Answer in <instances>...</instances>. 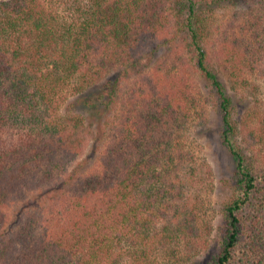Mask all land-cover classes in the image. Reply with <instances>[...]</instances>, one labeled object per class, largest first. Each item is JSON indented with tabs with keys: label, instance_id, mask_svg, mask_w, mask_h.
Instances as JSON below:
<instances>
[{
	"label": "trees",
	"instance_id": "trees-1",
	"mask_svg": "<svg viewBox=\"0 0 264 264\" xmlns=\"http://www.w3.org/2000/svg\"><path fill=\"white\" fill-rule=\"evenodd\" d=\"M239 1L0 0V131H19L14 143L0 141V264H151L192 232L169 198L182 197L174 188L192 154L181 128L197 97L165 59L127 89L97 162L70 169L85 116L61 113L63 102L114 111L122 83L160 50L174 64L187 55L208 83L234 162L219 248L207 264H264V151L238 144L233 97L206 46L209 12ZM253 23V42L225 59L234 88L264 76V26ZM247 134L254 146L264 142Z\"/></svg>",
	"mask_w": 264,
	"mask_h": 264
},
{
	"label": "rangeland",
	"instance_id": "rangeland-1",
	"mask_svg": "<svg viewBox=\"0 0 264 264\" xmlns=\"http://www.w3.org/2000/svg\"><path fill=\"white\" fill-rule=\"evenodd\" d=\"M209 20L211 26L206 46L212 66L220 71L233 97V114L238 122L236 140L246 153L253 151L263 155L264 142L254 146V138L248 137L247 133L252 129L258 136H264L260 130V122L264 119V76L251 75L234 88L224 76V64L234 50L240 51L253 42V36H250L253 22L264 26V0H241L235 5L214 6L209 12ZM184 57L185 63L174 64L165 58L162 50L156 51L152 61L139 69L141 72L135 71L129 80L122 83L119 103L114 111L96 110L80 101L70 103L72 96L63 102L60 109L63 114L80 112L85 116L84 126L76 133L82 138L83 149L70 166V169L79 168L81 171L97 162L111 134L114 114L124 109L126 91L132 82L138 83L142 76L152 73L162 59L166 61L165 67L175 66L178 82L185 76L189 78L197 103L189 119L182 123L181 136L183 151L192 157L186 156L177 173L179 181L175 184L174 194L181 188L182 197L175 196L169 200H174L180 220H191L192 232L186 229L180 239L169 244L167 252L165 249L156 252L151 264H207L219 248L224 207L233 193L234 162L220 140V119L213 107L214 97L208 83L199 72H195L193 64L187 62V55ZM93 94L92 91L89 96ZM18 134L16 127H9L0 131V141L12 144Z\"/></svg>",
	"mask_w": 264,
	"mask_h": 264
}]
</instances>
